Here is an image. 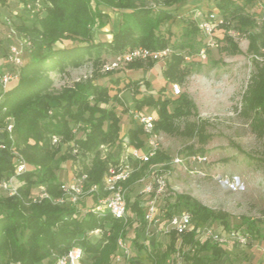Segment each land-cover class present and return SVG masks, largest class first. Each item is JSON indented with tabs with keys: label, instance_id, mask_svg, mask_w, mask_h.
Here are the masks:
<instances>
[{
	"label": "trees",
	"instance_id": "16d2710c",
	"mask_svg": "<svg viewBox=\"0 0 264 264\" xmlns=\"http://www.w3.org/2000/svg\"><path fill=\"white\" fill-rule=\"evenodd\" d=\"M9 1L11 0H0V7H4ZM15 1L27 3V0ZM181 1L165 0L168 5ZM45 2L48 6L44 17L36 14L31 26L23 24L18 28L20 32H26L25 36L33 41L30 60L20 69L15 86L0 93V97L3 96V101H0V131L4 132L3 142L8 148L0 152V180L14 176V182L20 183V186H16L17 194L14 196L0 192V264L15 262L54 264V255L63 254L75 245L85 250L86 255L91 257L92 264H112V256L118 249V240L119 238L127 240L129 227L138 221L146 227L145 205L143 206L138 200L131 204L127 198L128 211L129 213L133 211L137 218L134 219L129 215L127 220H118L109 213L98 217L94 213L87 212L88 208L81 214L84 206L82 202L77 208L55 204L52 199L63 195L62 183L56 175L58 162L76 161L78 158L86 159L89 155H93L89 165L84 167V171L89 176V184L102 182L108 165L115 159L112 154H109L107 159H101L100 148L121 145V118L117 113L116 105L124 106V101L119 92L111 96L110 87L96 83L94 78L78 81L72 86L64 87L60 92H53L51 90L53 81L48 73L58 65L64 68L67 64H71L78 68L82 65L85 55L95 54L94 65L99 67L104 51L120 54L139 47L152 51L171 47L174 53L166 61L163 75L167 83H182L190 73V69L182 67L185 54L193 56L188 52L191 48L188 40L198 33L199 29L196 24L186 28L182 34V39L186 38V41L175 44L171 43L170 37H166L160 29L163 22L171 19L170 11L155 12L140 5L138 0H45ZM249 5L257 6L259 12H255L262 15L259 5L264 6V0H221L218 3L216 7L228 23L223 27L226 34L220 40L225 42L231 40L228 30L232 19L238 20L240 28L256 27L257 14L255 13V17L243 14L244 8ZM102 6L127 12L122 13L119 29L111 34V40L93 43L92 28L103 26L102 19L108 15L101 9ZM64 40H71L77 44L59 47ZM250 41V48L254 49L256 45L255 51L258 52V47L264 46V29L259 33L250 34ZM155 63L149 61L144 64V61L137 60L129 63L127 67L142 69L144 65H148L151 68ZM110 74L112 71L105 75ZM127 82L128 85L132 84L136 88V94H140L137 88L138 81ZM145 82L149 84L148 81ZM115 84H118V81ZM163 91L164 88L159 90L161 93ZM134 101L137 110L149 107L156 112L154 115L156 134L159 131L169 134L178 133L179 130L175 127L173 119L189 114V111H185L181 105L171 111L169 109L171 101L164 99L161 94L158 96L152 93L146 94L141 98H134ZM178 101L192 105L186 94L180 95ZM240 114L246 118H252L256 114L261 115L263 134L264 65L258 67L250 77L242 94ZM7 117L13 118V139L5 130ZM75 127L80 129L81 136H76ZM184 132L192 135L193 129L187 127ZM143 134L140 125L135 130L131 129L128 132V144L138 148L144 147ZM53 135L61 139L59 144H52ZM64 144L67 145L65 152L56 158L61 152V145ZM13 146L30 167L19 175L16 174V166L10 156L9 149ZM74 148H78L79 156L73 155ZM169 161L170 156L158 149L147 163L143 165L137 163V169L125 183V187L127 189L131 187L152 166H161ZM35 186H44L51 198L34 201L37 195L33 192ZM102 195L104 192L99 195L94 194L92 199L97 202L98 197ZM180 207H184L192 214L195 230L183 237L182 245L178 250L176 235L172 232L169 246L165 251L156 247L149 251L147 256L150 258V264H167L177 251L186 264H212L213 261L219 260L224 254L222 246L211 240L202 243L197 240L199 231L210 221L219 219V215L191 197L180 195L175 203L168 205V217L174 212H179ZM225 225L228 227L226 223ZM95 229H102L103 235L98 241L92 242L86 234ZM26 232L28 236L24 239ZM242 232L252 237L258 230L252 223ZM144 248L140 246V249ZM131 262L141 264L137 257L131 259Z\"/></svg>",
	"mask_w": 264,
	"mask_h": 264
},
{
	"label": "rangeland",
	"instance_id": "374dc122",
	"mask_svg": "<svg viewBox=\"0 0 264 264\" xmlns=\"http://www.w3.org/2000/svg\"><path fill=\"white\" fill-rule=\"evenodd\" d=\"M138 1L140 5L151 8L155 12L170 11L172 17L163 22L160 28L161 32L166 37H170L171 43L179 44L186 41V38L182 39L183 31L195 24L193 7L184 11L181 8L182 1L172 5H168L165 0ZM39 2L44 11L37 15L44 17L48 4L45 0H39ZM251 6H246L243 14L255 17L259 9L257 6ZM209 8L218 11L215 6H209ZM101 9L108 15L102 19L103 26L92 28L93 43L111 40V34L117 31L120 26L122 13L127 12L103 6ZM257 16L256 27L240 28L238 20L232 19L228 30L231 40L227 42L220 40L226 34L224 28L217 29L213 37L217 46L215 44V46L208 47L205 59L199 57L200 49L207 48L204 46L206 45L205 39L199 32L192 35L188 40L191 45L188 52L193 56L190 62L187 63V60H184V64H182V67L190 69V73L182 83L166 82L163 75L166 68L164 62L155 63L151 68L144 65L142 69H129L127 65L122 64L119 68L108 69L109 64L121 54H114L110 51L102 53L99 67L94 65L95 54H93L92 56L85 55L82 65L78 68L71 64H67L64 68H60L58 65L48 73L53 81L51 86L53 92H60L66 86H72L78 81H87L92 78L100 85L109 86L111 96L119 92L124 101V106L116 105L121 121L126 124H135L137 127L140 125L139 115L148 114L147 112L156 115V112L149 107L137 110L134 101L136 96L141 98L143 95L151 94L150 92L155 96L161 94L164 99L171 101L169 105L171 111L180 105L185 111H189L188 115L173 119L175 127L179 130L178 133L169 134L165 131L158 133L159 150L170 156V161L162 164L163 168L159 171V174H163L166 178L167 200L175 203L178 196H189L213 210L220 218L210 221L208 224L213 225L217 232L223 234L244 231L252 223L258 230L255 235L250 237L248 245L241 246L233 243L222 246L224 254L212 264H264V130L262 134V116L256 114L252 118H246L240 114L242 94L250 77L258 67L264 65V46L258 47V52L255 51L256 45L254 49L250 48V34L259 33L264 29V22L260 19L262 15L257 14ZM35 17L36 15H31L23 8V3L15 0L0 7V73L10 72L15 75V78L8 84L7 90L15 86L20 72V69L8 60L11 47H21L24 64L30 60V50L22 42L26 32H20L18 28L23 24L31 26ZM7 18L11 21L9 26L6 24ZM12 30L16 31V35ZM75 44L71 40H64L59 47H70ZM148 62L144 61V64ZM111 71L112 74L105 75ZM116 81L118 84H115ZM127 81L131 83L138 81L137 88L141 90L140 94H136V88L132 84L128 85ZM145 81H148L149 84H146ZM172 84L179 85L181 90L179 95L174 94ZM161 88H164L162 93L159 92ZM2 91L0 85V93ZM182 94L187 95L193 106L178 101V97ZM0 101H3V96L0 97ZM187 127L193 129L192 135L184 132ZM74 132L76 136L82 135L78 127L74 128ZM2 136L0 134L1 139ZM142 138L144 139L143 135ZM120 141L121 145L119 146L116 144L101 147L99 157L107 159L108 155L112 154L115 159L118 154L119 158L123 156L125 154L123 145L129 143L128 137ZM60 148L61 152L56 158L65 152L67 145H61ZM189 152L196 153L195 155L205 158V160L196 159L193 161L190 158L193 155L188 154ZM93 157V155H89L86 159L78 158L76 161L58 162L56 170L58 180L60 182L69 181L73 173L84 171V167L89 165L88 163ZM178 160L182 162H177ZM136 165L135 163L134 166L136 167ZM18 185L20 186L19 182L13 183L15 187ZM147 185H154L151 174L149 177L147 176L145 186L143 183L136 182L127 189V198L131 204L136 200L140 201L143 206L146 204L148 196L142 194V190ZM41 187H34L35 195L40 192ZM81 202L84 203L81 214L93 205L91 196L85 197ZM183 210L185 208L180 207L178 211ZM130 213L131 217L135 216L133 211ZM143 226L144 224L141 225L140 221L132 224L127 231L126 238L130 243L134 258L137 257L141 264H150V258L147 256L149 251L154 247L165 251L169 246L171 235L164 232V221L156 227ZM27 236L28 232L24 234V239ZM101 238L100 235L92 236L90 240L96 242ZM197 240L202 243L209 239L200 234ZM140 246H144L146 249H140ZM178 262L179 258L173 255L167 264H178ZM83 264H92L89 255H86Z\"/></svg>",
	"mask_w": 264,
	"mask_h": 264
},
{
	"label": "built area",
	"instance_id": "2783aa9c",
	"mask_svg": "<svg viewBox=\"0 0 264 264\" xmlns=\"http://www.w3.org/2000/svg\"><path fill=\"white\" fill-rule=\"evenodd\" d=\"M262 12L261 19L264 20V6L259 5ZM23 8L28 11L31 15L39 14L44 11L39 0H33L31 2L23 4ZM217 9V8H216ZM193 20L199 29L200 34L205 39L207 46L202 47L199 51V57L201 59L206 58V51L208 47L217 46L216 41L213 40L214 33L217 29L227 25V21L224 19L222 14L214 10H204L200 6L193 7ZM6 24L11 25V21L7 18ZM13 34L16 35V31L12 30ZM27 48L31 51L32 39L30 37H24L22 41ZM22 49L19 46H12L8 56V60L21 69L24 66L22 60ZM174 53L171 48H165L159 51H152L145 48H135L118 55L111 64L107 67L108 69L119 68L120 65H128L137 60L142 61H153L161 63L170 58ZM192 56L185 54V60L189 62ZM15 78L13 73L7 72L5 74L0 73V85L3 91H7L8 84ZM172 90L175 95H179L181 90L178 84H172ZM139 123L143 128L144 136V147L138 148L134 145L124 144L123 150L125 154L119 158V154L115 157V161L108 165V169L103 177L100 184H89V176L85 171H78L73 173L71 179L67 182H61V190L63 195L57 199H52L55 204L62 206H75L79 207L82 199L85 197L104 192V195L99 196L97 202L93 199V205L87 209V212L94 213L98 217L104 216L109 213L114 219L127 220L129 217L128 204H127V188L125 183L129 180L132 174L136 171L134 164L138 163L143 165L149 161V159L155 154L158 148V134L155 133V116L151 114L139 115ZM5 130L10 134V138L13 139L12 130L14 128L13 118H6ZM2 139L0 138V152L7 150V146L4 141V132L0 131ZM52 144L56 145L61 142L58 136L53 135L51 137ZM104 147V146H103ZM10 156L12 162L16 166V174L19 175L30 169L29 165L22 158L21 154L16 150L15 146L10 149ZM73 153L79 155L78 148H74ZM191 160L198 159L199 161L205 160L197 155L190 157ZM177 162H182L178 160ZM162 165L152 166L146 174H144L137 182L143 183L145 186V180L147 176L151 174L154 180V185H147L143 188L142 194H147L148 199L144 209V221L146 227H156L164 221V232L170 234L172 232L176 235V248L177 250L181 247L183 237L195 230V221L192 214L187 211L174 212L171 216H167L168 205L172 203L168 201L167 182L163 174H159ZM162 171V170H161ZM14 176L0 180V192H5L8 196H14L17 194V187L13 186ZM43 198H51L46 192L44 186L40 188V192L34 197V201L41 200ZM136 219V216H133ZM103 230L95 229L87 232L86 236L88 239L92 236L102 237ZM206 236L207 239L219 246H225L228 244H237L245 246L249 244L250 236L247 233L234 231L231 233H220L215 230V227L211 224H207L203 227L199 233ZM54 264H83L86 259L85 250L75 245L67 252L54 255ZM175 256L179 258L178 264H186L180 255L179 251L175 253ZM134 256L131 252V246L128 240L119 238L118 249L112 256V264H132L131 259ZM13 264H21L15 262Z\"/></svg>",
	"mask_w": 264,
	"mask_h": 264
},
{
	"label": "crops",
	"instance_id": "0c3cea01",
	"mask_svg": "<svg viewBox=\"0 0 264 264\" xmlns=\"http://www.w3.org/2000/svg\"><path fill=\"white\" fill-rule=\"evenodd\" d=\"M221 0H182V9L184 11H187L188 9H191L192 7H195V6H200L201 8H203L204 10H207V9H211L209 8V6H212V7H216L218 5V3L220 2ZM180 5V4H179ZM178 5V6H179ZM217 8V7H216ZM119 29V28H118ZM116 32V31H115ZM156 67V66H155ZM147 80H150V79H147ZM139 91L141 92V90L139 89ZM152 93V92H150ZM123 94V92H122ZM136 98L138 99V96H136ZM148 114H153L151 112H147ZM139 127V126H138ZM137 126L135 124H131V123H123L121 121V131H120V140H123L125 139L126 137H128V132L131 130V129H136Z\"/></svg>",
	"mask_w": 264,
	"mask_h": 264
}]
</instances>
